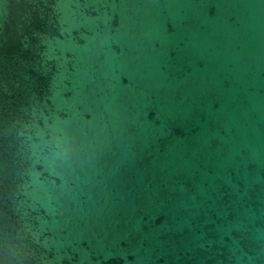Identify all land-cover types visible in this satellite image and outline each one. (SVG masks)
<instances>
[{
    "label": "water",
    "instance_id": "water-1",
    "mask_svg": "<svg viewBox=\"0 0 264 264\" xmlns=\"http://www.w3.org/2000/svg\"><path fill=\"white\" fill-rule=\"evenodd\" d=\"M0 264H264V0H0Z\"/></svg>",
    "mask_w": 264,
    "mask_h": 264
}]
</instances>
